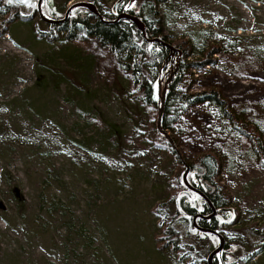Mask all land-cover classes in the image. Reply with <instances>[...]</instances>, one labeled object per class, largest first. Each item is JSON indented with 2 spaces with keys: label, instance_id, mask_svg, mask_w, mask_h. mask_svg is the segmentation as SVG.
<instances>
[{
  "label": "rangeland",
  "instance_id": "1",
  "mask_svg": "<svg viewBox=\"0 0 264 264\" xmlns=\"http://www.w3.org/2000/svg\"><path fill=\"white\" fill-rule=\"evenodd\" d=\"M116 1L107 0L108 7ZM160 11L169 40L187 36L200 45L214 30L228 50L216 55L215 66L188 70L182 87L220 90L264 130V61L253 51L264 43V0H168ZM236 36L245 40L239 53L231 50ZM58 44L37 38L20 19L0 26V264H200L157 248L152 209L165 187V155L150 152L115 165V147L80 114L108 118L125 137L136 135L133 124L76 44L63 51ZM45 55L69 77L57 88L39 75L37 59ZM170 134L190 161L216 149L242 225L264 223V168L218 108L189 107ZM253 249L258 253L248 264H264V244Z\"/></svg>",
  "mask_w": 264,
  "mask_h": 264
},
{
  "label": "trees",
  "instance_id": "2",
  "mask_svg": "<svg viewBox=\"0 0 264 264\" xmlns=\"http://www.w3.org/2000/svg\"><path fill=\"white\" fill-rule=\"evenodd\" d=\"M86 1L97 7L99 15L86 7H75L65 22L50 24L40 18L37 0H0V15L4 17L0 26L6 29L20 19L32 25L37 38L49 43L58 42L57 50L63 51L76 44L81 50L79 54L86 56L84 58L94 66L95 78L116 92L135 129L133 138L125 137L120 126L106 117L99 119L85 111L80 114L87 122L95 123L104 133L105 140L115 147L116 163L108 159L109 163L120 166L131 158L145 157L150 152L165 155L162 170L165 187L158 193L159 201L152 209L160 228L155 237L159 250L174 252L180 261L207 264L209 253L219 244L215 234L203 232L194 225V216L209 215L213 211L201 195L186 186L183 174L189 167V182L203 192L217 210L212 218H198V225L217 231L226 240L225 248L215 256L214 264H248L258 253L253 245L264 244V223L242 225V212L232 206L231 195L220 177L222 157L211 147L190 161L178 151V140L171 135L176 144L173 147L157 126L161 106L160 83L164 88L174 72L166 90L161 122L163 129L170 132L189 107L214 106L220 110L232 131L251 142L252 154L264 168V130L258 121H250L236 112L220 90L212 88L190 92L182 87L188 70L215 66L219 62L216 55L228 52L225 45L214 30L204 37L200 45L187 36L169 40L160 11V5L168 0H117L112 8L108 7L107 0ZM42 9L47 17L59 19L68 8L48 2ZM120 12L140 17L146 26V37L131 20L105 21L115 19ZM36 16L38 21H34ZM154 38L171 44L176 52L161 42L150 41ZM244 41L242 36L233 39V53L244 49ZM253 51L264 61V43ZM179 53L181 57L177 62ZM53 62L52 55L37 59L39 75L44 74V79L50 80L57 88L62 80L69 77L56 71ZM232 238L237 241L232 242Z\"/></svg>",
  "mask_w": 264,
  "mask_h": 264
},
{
  "label": "water",
  "instance_id": "3",
  "mask_svg": "<svg viewBox=\"0 0 264 264\" xmlns=\"http://www.w3.org/2000/svg\"><path fill=\"white\" fill-rule=\"evenodd\" d=\"M42 2H43V0H39V2H38V6H37L38 13H39V15H40V17H41V19L43 21H45L47 23H50V24H61V23L65 22L68 19L72 9L75 8V7H86L90 11H92L93 13L99 15V11H98L97 7L93 3L88 2V1H80V2H77V3L73 4L72 6H70L63 18H61V19H52V18H49V17L44 15L43 10H42ZM102 19L105 20L103 17H102ZM121 19H128V20L133 21L137 25L138 29L141 30L143 32L144 36L146 37V26H145V23L142 21V19L140 17H138L136 15H133V14H131L129 12H120L115 19H113V20H105V21L109 22V23H116V22L120 21ZM150 41L161 42L162 44L169 46L174 51V53L176 52V49H174V47L171 44L165 42L161 38L150 39ZM179 54L180 55L177 57V62L179 61V59L181 57V53H179ZM173 75H174V72L167 79V81L165 83V86H164V89H163L161 95H159V98H160V101H161V106L159 108L157 126H158L159 131L163 135H165L167 137V139L173 145V147H176V144H175L170 132H168L167 130L163 129L162 124H161L162 115H163V112H164L167 85L171 81ZM160 87H161V83H160ZM189 170H190L189 167H187V169H186V171H185V173L183 175V180H184L186 186L190 190H192V191L198 193L199 195H201L207 201V203L210 205V207L212 208V211H213L209 215L198 214V215L194 216L193 222H194V225L198 229H200L201 231L206 232V233H213L219 238V244L209 253L208 258H207V264H214V258H215V256L220 255L223 252V250L225 248L226 240H225L224 236L221 235L220 233H218L217 231H215L213 229H209V228H202V227H200L198 225V223H197V219L198 218H203V219L212 218V217H214L217 214V210L212 205V203L209 201L207 196L203 192H201L200 190L194 188L193 185L189 182V179H188Z\"/></svg>",
  "mask_w": 264,
  "mask_h": 264
}]
</instances>
